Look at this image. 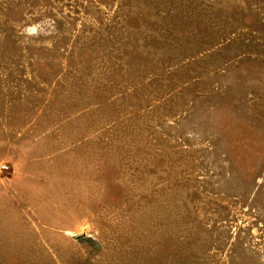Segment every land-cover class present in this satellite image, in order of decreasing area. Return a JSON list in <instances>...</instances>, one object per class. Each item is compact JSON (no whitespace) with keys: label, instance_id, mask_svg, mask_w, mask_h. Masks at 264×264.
I'll return each instance as SVG.
<instances>
[{"label":"rangeland","instance_id":"obj_1","mask_svg":"<svg viewBox=\"0 0 264 264\" xmlns=\"http://www.w3.org/2000/svg\"><path fill=\"white\" fill-rule=\"evenodd\" d=\"M0 264H264V0H0Z\"/></svg>","mask_w":264,"mask_h":264},{"label":"water","instance_id":"obj_2","mask_svg":"<svg viewBox=\"0 0 264 264\" xmlns=\"http://www.w3.org/2000/svg\"><path fill=\"white\" fill-rule=\"evenodd\" d=\"M84 240L86 243H89V244H93L95 245V243H93L89 238H85V237H79L77 238V240Z\"/></svg>","mask_w":264,"mask_h":264}]
</instances>
